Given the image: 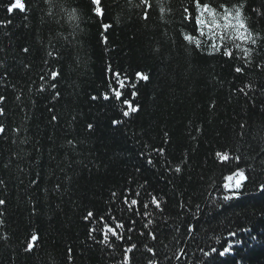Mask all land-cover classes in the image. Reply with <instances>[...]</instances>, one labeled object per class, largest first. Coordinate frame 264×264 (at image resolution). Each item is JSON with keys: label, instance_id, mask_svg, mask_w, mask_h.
<instances>
[{"label": "trees", "instance_id": "trees-1", "mask_svg": "<svg viewBox=\"0 0 264 264\" xmlns=\"http://www.w3.org/2000/svg\"><path fill=\"white\" fill-rule=\"evenodd\" d=\"M25 2L27 13L8 14L9 0H0V264H124L132 244V264H264V117L256 99L264 89V70L256 66L264 64V49L254 46L251 65L240 52L233 61L194 51L179 35L188 0H164L168 15L153 13L149 21L139 15V0H119V7L102 0V18L88 0ZM77 4V21H68ZM101 20L112 25L108 44ZM262 28L264 21L256 25L264 36ZM186 31L206 39L191 25ZM109 65L129 80L125 98L137 84L138 113L124 117L125 105L102 98ZM49 70L61 76L53 81ZM137 71L149 81L136 80ZM113 119L122 123L113 127ZM240 169L248 179L226 201L232 193L225 177ZM126 190L140 193L130 199L149 204V214L127 211L120 195ZM87 211L96 214L92 224L83 220ZM100 216L134 231L112 247L95 243L87 232L102 230ZM33 232L38 242L26 251ZM93 235L102 239L100 231Z\"/></svg>", "mask_w": 264, "mask_h": 264}, {"label": "snow or ice", "instance_id": "snow-or-ice-1", "mask_svg": "<svg viewBox=\"0 0 264 264\" xmlns=\"http://www.w3.org/2000/svg\"><path fill=\"white\" fill-rule=\"evenodd\" d=\"M51 3V0H48ZM116 7H119V0H113ZM190 7H184L181 12V31L179 35L183 37V41L193 46L194 51L202 52L208 56L220 55L221 58H228L229 60H236V52L242 53V58L246 65H251L253 61V53L255 47L259 45L260 48L264 49V36H261L256 32V25L264 21V4L259 7H252L251 0H188ZM102 0H88V7L94 12L96 17L102 18L105 15V10L101 7ZM141 8L139 15L145 20L149 21L152 19L153 13H156L160 19H164L170 12V6L165 5L164 0H139L137 5ZM80 5L77 4L76 7L72 8L70 12L67 13L68 21L75 22L78 19V9ZM4 8L8 14H14L17 10L20 13H27L28 6L25 0H9V3L4 5ZM255 14L256 19L253 20L247 12ZM51 14V13H49ZM27 19V16H25ZM7 24H11V20L5 21ZM191 25L192 32H199L201 37H206L205 40L196 38L194 35L189 34L186 29ZM78 28V25H75ZM101 27L103 32L101 34L102 40L105 44H108L107 33L111 30L112 25L108 22L101 20ZM264 31V28H262ZM25 53H29L30 49L28 47L23 48ZM49 56L52 55L51 52L48 53ZM47 63V61H45ZM257 67L264 70V64L256 65ZM110 73V78L107 82V91L103 94V99L105 101H115L125 105V109L122 111L124 117H129L131 114L138 113L141 110V106L136 103V98L138 97V91L136 83H131L130 87L133 89L130 93L131 99L125 98V93L129 88V80L126 75L119 71L114 70L111 65L106 69ZM244 67H235L234 72L237 74L244 73ZM136 80L141 82L149 81L150 77L147 74L137 71L135 74ZM47 76H50L53 81H56L58 77L61 76L59 70H49ZM41 80H45L46 76L41 75ZM51 88L55 89L57 87L56 83H52ZM44 89L41 88L40 91ZM244 92V89H240ZM60 93L57 91L55 93L56 97H59ZM247 95V93H245ZM98 96H93V100H97ZM19 99V97H17ZM258 106L260 108L261 116L264 117V89L261 90V95L256 98ZM5 97L0 95V103L4 102ZM213 106H215L213 104ZM0 115H4V109L0 107ZM58 117L51 116V121H57ZM122 121L118 119H113L111 125L113 127L121 124ZM243 127V126H242ZM89 131H93L95 126L91 123L87 125ZM199 130V129H198ZM5 128L0 125V133H4ZM165 137H168V133H165ZM165 142H169L165 140ZM68 143H72L69 141ZM158 154H163L165 152L164 148H159L156 150ZM216 157L222 162H230V155L228 152H216ZM152 163L151 160L148 161ZM176 172H181L180 167H176ZM227 183L224 184V188L232 193V196H225L224 200H230L239 195V190L244 186L245 181L248 179L243 169L233 172L231 175L225 177ZM4 181L0 180V184ZM32 183H36L35 180ZM147 183V182H145ZM60 185H57L59 189ZM121 198L123 203L127 207V211L132 212L134 215H147L149 213L146 210L149 208V204L138 201L137 199H130V196H140L139 192L132 193L131 190H126L121 193ZM111 196L113 198L117 197L116 192H112ZM6 202L0 200V205H4ZM151 203L155 205L156 208H160V203L156 196H152ZM137 206V207H134ZM121 211H124L121 209ZM108 216L112 217L111 212ZM83 220L92 224L96 221V214L93 211H87L83 216ZM99 221L102 224V230L95 227L88 229V238L93 240L95 243L104 244L106 246L112 247L115 241H123L125 239L126 232L134 231V228L128 226L125 229L124 223H115L114 226H109L106 222L105 216H100ZM135 219L130 218V225L136 224ZM151 223V221H149ZM148 227V225H144ZM118 229H125V232L118 231ZM100 231L102 239L96 240L93 233ZM143 234V233H142ZM230 235H235V233H230ZM38 236L35 232L31 234V242L27 244L26 251H32L34 249V243L38 242ZM128 240H131V236H127ZM153 239H156L153 236ZM239 243V241H237ZM137 246L132 244L124 250V264H132V259L135 255V249ZM232 245L229 244L228 247L224 248L221 255L230 252ZM152 248H148V252H152ZM215 251V249H213ZM72 249H68V253L71 254Z\"/></svg>", "mask_w": 264, "mask_h": 264}]
</instances>
